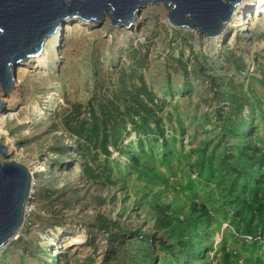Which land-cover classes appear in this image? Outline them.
I'll return each mask as SVG.
<instances>
[{"label":"rangeland","instance_id":"rangeland-1","mask_svg":"<svg viewBox=\"0 0 264 264\" xmlns=\"http://www.w3.org/2000/svg\"><path fill=\"white\" fill-rule=\"evenodd\" d=\"M247 11L211 40L162 4L130 32L71 20L58 61L15 69L0 159L33 185L0 264H264V12Z\"/></svg>","mask_w":264,"mask_h":264},{"label":"water","instance_id":"water-1","mask_svg":"<svg viewBox=\"0 0 264 264\" xmlns=\"http://www.w3.org/2000/svg\"><path fill=\"white\" fill-rule=\"evenodd\" d=\"M244 0H0V88L10 95L16 87L15 69L40 57L67 20L128 29L148 5L168 9L167 23L194 31L208 40L221 36ZM4 102L0 99V109ZM0 143V156L8 157ZM33 175L24 165L0 159V250L23 227L32 193Z\"/></svg>","mask_w":264,"mask_h":264},{"label":"bare ground","instance_id":"bare-ground-1","mask_svg":"<svg viewBox=\"0 0 264 264\" xmlns=\"http://www.w3.org/2000/svg\"><path fill=\"white\" fill-rule=\"evenodd\" d=\"M249 9L250 10L256 9L258 11H261V12L263 11L264 12V0H244L243 3L236 9V12L241 10L242 17L240 18V21H244L245 22L247 14H248L247 10H249ZM261 12H259V13H261ZM259 15H261V14H259ZM69 22H71V19L67 20L64 23L67 24ZM75 22L77 23L78 26L82 25V24H83V26L88 25L87 23H81L80 21H75ZM231 22L229 23L230 26L233 24ZM64 25H62L58 29V31L56 32V34L54 35L52 40H49V41H47L45 43V45L43 47L44 50H43V53L41 54V56L37 57V58H35L33 60H30L31 63L34 64V67H36L38 69L39 68L40 69H44L46 67V65H47V62H48V56H50V58L52 60H56V61L59 60V57H60L59 54H60V50H61V46H62V36H63V27H64ZM136 26H137V20L135 21V23L131 27H129L128 29H124L122 31L130 32L131 30H134L136 28ZM26 66H28V65H26ZM20 67H23V66L21 65ZM22 69L23 68H19V71L22 70ZM18 87H19V84L16 83V89L13 92H15L18 89ZM15 94L16 93H14L13 96H15ZM9 152H11V151L9 150ZM32 175H33V173H32ZM56 256H58V252L57 251H55L54 257H56Z\"/></svg>","mask_w":264,"mask_h":264},{"label":"built area","instance_id":"built-area-1","mask_svg":"<svg viewBox=\"0 0 264 264\" xmlns=\"http://www.w3.org/2000/svg\"><path fill=\"white\" fill-rule=\"evenodd\" d=\"M28 207V206H27Z\"/></svg>","mask_w":264,"mask_h":264}]
</instances>
